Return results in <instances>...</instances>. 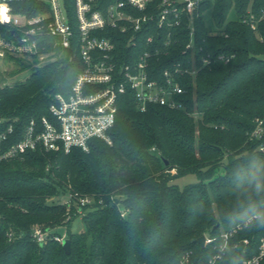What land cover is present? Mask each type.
Masks as SVG:
<instances>
[{"label": "trees", "instance_id": "16d2710c", "mask_svg": "<svg viewBox=\"0 0 264 264\" xmlns=\"http://www.w3.org/2000/svg\"><path fill=\"white\" fill-rule=\"evenodd\" d=\"M65 2L76 29L74 0ZM14 6L25 15L46 9L38 0ZM262 10L264 0H204L190 48L186 15L175 26L153 21L152 46L163 52L150 58L151 75L161 78L165 69L175 75L184 87L177 95L182 107L153 103L142 111L128 90L119 96L113 143L94 137L89 150L37 149L0 161V264H177L187 253L188 264H204L225 231L254 216L252 209L264 213V131L253 135L259 121L264 128V18L256 29L241 20ZM209 12L214 28L206 23ZM143 48L144 39L134 47L117 33V53L136 56ZM25 66L29 77L0 86L3 112L20 125L47 113L54 93L69 92L82 63L60 54ZM187 173L198 180L184 187L174 181ZM65 193L73 201L93 198L80 232L71 228L78 217L73 204L49 202ZM35 226L50 235L66 226L71 252L55 239L38 242ZM203 234L210 239L204 246L196 241ZM262 239L264 224L252 218L230 236L224 261L256 254Z\"/></svg>", "mask_w": 264, "mask_h": 264}, {"label": "built area", "instance_id": "2783aa9c", "mask_svg": "<svg viewBox=\"0 0 264 264\" xmlns=\"http://www.w3.org/2000/svg\"><path fill=\"white\" fill-rule=\"evenodd\" d=\"M16 1L0 0V74L2 59L8 54L26 56L28 63L38 64L57 58L58 53L67 54L69 60L82 63V68L69 92L54 93L47 113L31 117L24 125L19 124L18 117L3 112L0 95V161L21 158L26 152L37 149L69 152L81 147L89 150L94 137L112 143L109 132L116 122L119 96L128 90L134 92L142 111L153 103L173 108L183 106L177 95L184 92V87L169 69L164 70L161 78L151 75L150 58L163 50L152 46L150 30L155 20L160 26H175L186 15L192 35L187 44L190 48L194 15L204 0H110L106 4V0H74L76 29L70 22L65 0H38L46 9L32 15L17 13ZM262 18L264 10L260 15L248 11L241 16V20L254 29ZM117 33L126 35L128 44L134 47L144 39V48L136 56L135 53H117ZM125 56L127 60H123ZM204 61L209 63L210 59ZM180 69L181 64H177L176 71ZM263 131L259 121L253 135L261 136ZM260 148L264 150V142ZM75 199L78 214H84V206L93 201L89 196ZM253 217L225 231L218 250L204 264H261L264 239L256 254L237 261H224L231 248L230 236ZM50 233L40 226L33 227V236L41 244L50 239L63 242L67 237L66 233ZM9 234L12 239V233ZM248 241L244 239L245 243ZM189 261L190 253H187L177 264Z\"/></svg>", "mask_w": 264, "mask_h": 264}, {"label": "rangeland", "instance_id": "374dc122", "mask_svg": "<svg viewBox=\"0 0 264 264\" xmlns=\"http://www.w3.org/2000/svg\"><path fill=\"white\" fill-rule=\"evenodd\" d=\"M206 23L209 27L214 28L216 26L215 20L212 16V14L209 12L206 15ZM60 55V53H58ZM53 57V56H51ZM26 56H19V57H12L10 54H8L6 57L2 59V69L3 71L0 74V83L4 84H12L19 80H25L27 77H29L32 73V68L30 66H25L26 63H28ZM259 124V122H258ZM257 124V126H258ZM255 137V136H254ZM113 143V142H112ZM223 168H221V171ZM172 173H176V169H172ZM198 177L195 173H187L180 175L175 178V182L180 185L181 187H184L186 184L190 182L197 181ZM74 203L75 200H72L71 193H65L61 195L54 196L49 200L50 203L53 202H67L68 208L70 209L71 206H69L68 202ZM75 206V205H74ZM85 211V210H84ZM71 228L74 232H80L84 228V221L82 219V214H78V217L72 220L71 222ZM58 230L61 233L67 234L66 226H60L58 227ZM68 237V236H67Z\"/></svg>", "mask_w": 264, "mask_h": 264}, {"label": "water", "instance_id": "95a60500", "mask_svg": "<svg viewBox=\"0 0 264 264\" xmlns=\"http://www.w3.org/2000/svg\"><path fill=\"white\" fill-rule=\"evenodd\" d=\"M166 163H168V160H165ZM220 225V222L218 221L214 226L213 229L217 228ZM197 242H199L202 246H204L206 244L207 241V236L205 234L199 236L196 239ZM63 247L65 249L66 252L70 253L71 252V239L69 237H66L63 241Z\"/></svg>", "mask_w": 264, "mask_h": 264}, {"label": "clouds", "instance_id": "9594fccd", "mask_svg": "<svg viewBox=\"0 0 264 264\" xmlns=\"http://www.w3.org/2000/svg\"><path fill=\"white\" fill-rule=\"evenodd\" d=\"M252 179L256 181V189L257 191H259L261 188V184L259 182L260 176L254 173ZM252 210L254 212L253 218L258 220L260 223L264 224V213L255 212V209H252Z\"/></svg>", "mask_w": 264, "mask_h": 264}]
</instances>
